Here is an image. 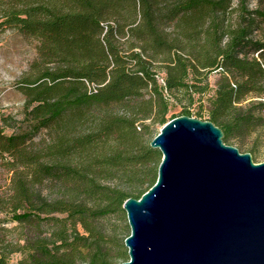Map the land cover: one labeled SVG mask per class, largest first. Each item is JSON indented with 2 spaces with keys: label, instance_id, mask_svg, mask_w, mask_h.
Masks as SVG:
<instances>
[{
  "label": "trees",
  "instance_id": "16d2710c",
  "mask_svg": "<svg viewBox=\"0 0 264 264\" xmlns=\"http://www.w3.org/2000/svg\"><path fill=\"white\" fill-rule=\"evenodd\" d=\"M7 29L37 57L20 81L24 119L0 122V264L129 260L128 236L98 223L156 183L151 141L172 100L206 95L212 73L208 120L224 141L264 126V0H0ZM118 171L133 191L102 184Z\"/></svg>",
  "mask_w": 264,
  "mask_h": 264
},
{
  "label": "water",
  "instance_id": "95a60500",
  "mask_svg": "<svg viewBox=\"0 0 264 264\" xmlns=\"http://www.w3.org/2000/svg\"><path fill=\"white\" fill-rule=\"evenodd\" d=\"M151 146L163 153L158 179L123 205L130 259L120 264H264V162L189 115Z\"/></svg>",
  "mask_w": 264,
  "mask_h": 264
},
{
  "label": "rangeland",
  "instance_id": "374dc122",
  "mask_svg": "<svg viewBox=\"0 0 264 264\" xmlns=\"http://www.w3.org/2000/svg\"><path fill=\"white\" fill-rule=\"evenodd\" d=\"M37 57L36 41L28 39L20 32L7 29L0 33V122L3 117H9L18 121H22L25 117L24 104L26 94L21 90V79L31 71V64ZM218 73L210 75L211 90L204 96L196 95L192 100L187 96H182L181 100L173 99L170 105L168 118L182 113L184 108H189L194 117H197L199 110H204L205 115L202 119L208 120V101L209 97L214 93L215 83ZM112 110L121 111L122 107L114 105ZM150 123V120H148ZM13 128H7V132L11 133ZM40 137H46L47 140L52 139V135L46 130L42 131ZM236 146L241 152H250L256 163L264 162V126H260L256 132L240 137H233L230 143ZM9 183V173L0 168V193H3ZM102 184L122 188L127 191H133L134 187L128 182L122 172H116L109 179L102 180ZM60 186L56 187L61 191ZM90 204H95L94 199L87 200ZM0 217L5 218V214L0 212ZM99 226L111 238L118 243H123L126 236L131 233L126 210H118L114 214H110L101 221ZM18 255L13 258V263L18 260Z\"/></svg>",
  "mask_w": 264,
  "mask_h": 264
},
{
  "label": "built area",
  "instance_id": "2783aa9c",
  "mask_svg": "<svg viewBox=\"0 0 264 264\" xmlns=\"http://www.w3.org/2000/svg\"><path fill=\"white\" fill-rule=\"evenodd\" d=\"M160 81H162V82L164 81V80H163V77H160Z\"/></svg>",
  "mask_w": 264,
  "mask_h": 264
}]
</instances>
